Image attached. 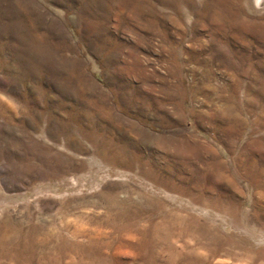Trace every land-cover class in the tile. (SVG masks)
Instances as JSON below:
<instances>
[{"label":"rangeland","instance_id":"374dc122","mask_svg":"<svg viewBox=\"0 0 264 264\" xmlns=\"http://www.w3.org/2000/svg\"><path fill=\"white\" fill-rule=\"evenodd\" d=\"M0 264H264V0H0Z\"/></svg>","mask_w":264,"mask_h":264}]
</instances>
